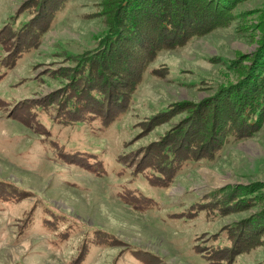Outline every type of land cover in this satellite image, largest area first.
Wrapping results in <instances>:
<instances>
[{"label": "rangeland", "instance_id": "obj_1", "mask_svg": "<svg viewBox=\"0 0 264 264\" xmlns=\"http://www.w3.org/2000/svg\"><path fill=\"white\" fill-rule=\"evenodd\" d=\"M123 1L0 0V264H264V120L240 125L233 96L264 87V0H162L154 9L197 13L186 34L161 36ZM132 16L145 46L117 63L106 42ZM135 54L143 63L124 67ZM225 92L238 135L224 138L213 111ZM179 138L195 140L178 155L194 160L146 185ZM225 189L258 199L224 209Z\"/></svg>", "mask_w": 264, "mask_h": 264}, {"label": "trees", "instance_id": "obj_2", "mask_svg": "<svg viewBox=\"0 0 264 264\" xmlns=\"http://www.w3.org/2000/svg\"><path fill=\"white\" fill-rule=\"evenodd\" d=\"M208 1H210L212 4L214 3L213 0H208ZM160 3H162V0H124L122 6H123L124 10L126 9V10H129V12H133L134 14H132V15H137V16H135V18L137 17V19H142V17L150 19L151 15H152L155 18V21H154V23H152L153 27H152L151 31L155 32L159 36L165 34L164 33L165 31L169 32V33L172 32L174 34L175 29H177L176 30L177 33H179L178 30H181L180 34H186L185 33V30H186L185 27H187L188 24L191 23V21L189 20V16H195L196 17L195 12L197 10L196 11L194 10V11H192V13H190V14L188 13L185 16L184 15L181 16L182 15L181 13H174V12L168 14L166 12V11H169L167 9V6L164 7L163 9H161V11H160V9L159 10L154 9L153 5L160 4ZM225 4H226V1L223 2V6L221 4V6H222V7H220L222 9L221 11H223V9L224 10L226 9L224 6ZM213 5L215 7V4H213ZM147 7L148 8L150 7V8L146 9L145 12L140 11V10L145 9ZM216 9H218V7H216ZM178 14H179V16H181V18H179ZM220 14H222V13H216L215 12V15H214L215 18H212V20L210 21V23L212 22V24L205 22V25L202 27V29L205 30L204 27H207V26H208V28L210 26H211V28H214L217 24L216 20ZM133 17L134 16H132L133 20H131V18L128 17L129 21L125 20V24L124 23H118V27L116 26V23H115L116 20L113 21V25H114L113 30H115V31L112 35H110V40L108 42H106V45H107V49H108V55H111V57L113 59H115L117 61V63L120 59V56L126 57L127 55H130L129 51L136 50L137 45H140V47L145 46V42H142V40L140 38H138V36H135L138 33L139 28H141L140 27L141 23H139L138 20L136 22ZM160 22H161L160 25H161L163 31L161 30L160 26L158 27V25H157ZM137 28H138V30H137ZM139 33H145V32L141 30V31H139ZM185 37L183 38V40L187 39V36H185ZM148 39H152V37L150 36ZM136 42H137V44H136ZM149 43L150 42L148 40V44ZM159 47L160 46L157 47V45H156V47L152 46V50L156 48L155 50H156V52H158L160 49H162ZM22 53H23V50L20 51L18 53V55H21ZM134 57H136V58H134ZM137 57H139L138 54H135V55H132V57L130 58V61L124 60V62H125L124 67H126L128 65L126 63H128V62L131 63V61H134V60H136L135 61L136 64L140 63V65H141V63H143L142 59L140 60V58L138 59ZM257 57H259V59H257V60H260V61H262L264 59V56L263 57L257 56ZM103 58H104V56H103ZM126 58H128V56ZM257 60H255V62ZM135 66H133V69L132 68H131V70L128 69L126 72L128 77H130L132 79L135 78V74H136V69L134 68ZM253 68H255V67H253ZM255 70H257L259 72V71L264 70V68H262L261 66H259V67L256 66ZM90 71H91V65L88 67L89 75H90ZM261 78H264V72H262ZM135 79H137V78H135ZM241 88H242V92H239L238 94L233 95L235 97V100L237 99V103H242V106H243V110H241V112L239 114L238 123H240V125L243 124L247 127L255 126L264 120V87L261 90L257 91V92H261V94L259 97H255V98H249V97L252 94V92L258 90V88H256L254 91L251 89H245L243 87H241ZM100 92H102V93H100ZM231 94H232V92H225V93L221 94L220 97H218L216 99L218 101H221V103L220 104L218 103L219 107L216 109V111H213L215 118H216L215 124H217V123L223 124V127H221L223 130L220 128L219 133L223 132L222 136L224 138L228 135V134H226L227 129H228V132L231 131L232 137L238 135L237 124L235 123V121H233V119H231V116H230L231 113L232 114L236 113V110H233L232 108L225 109V103L224 102H228V99L231 96ZM91 96H92V99L89 98L90 100H92L91 104L95 105L96 107H101V105H103V101L107 100L108 95L103 94V91L98 88L97 91L94 92V94L91 93ZM247 98H249V99H247ZM207 101H209V100H207ZM66 107H68V108L66 109ZM66 107H65V110L73 111L74 107L72 104H70V102L67 104ZM40 108H42V107H40ZM237 110H239V107H237ZM168 111H169V109L164 110L163 113H166ZM191 113H193V111ZM102 122H103V118H102ZM214 131H215V128H212L211 134H213ZM180 138H179V140L174 142V146L173 145L172 146L171 145H165L163 147L161 155H162V157H164L166 159L163 164H160V166L157 168H154V167H147L146 168L145 167L147 169L146 170L147 172H144V177L146 178V181H145L146 185H150V183H151V184H153L152 186H155L154 185V183H155L157 186H161V189H162V186H164V188H165L166 183L169 182L167 178L171 177L168 174L169 173L168 169H170V171H172V168H174V172H175L177 167H179V166L181 167L184 164H187L189 162V160H194L192 151L187 153V155H185L184 158H180L178 155L182 151H184V153H185L186 151L192 150L193 149L192 147H194V141L195 140L191 139L189 142L190 144L189 145L185 144V147H184L180 141ZM195 146H197V145H195ZM195 148H198V147H195ZM216 151H218V150H215V152ZM189 157H192V158H189ZM171 163H172V167H171ZM154 180H158V181H154ZM161 180L165 181V185H164L163 181L161 182ZM155 189H159V188H155ZM224 191H225V193H224ZM224 191H223L224 199L220 200V203L222 204L224 209L239 207L242 203L245 204L246 202H250L253 200L255 202L258 199V193L255 191H248V189H246V192L242 193L239 196H235L233 198L230 197V193H232L231 190L225 189ZM133 193L137 194L136 192H133ZM144 193L146 194V192H144ZM146 199L148 200V202L146 201ZM137 200L140 203V204H138L139 205L138 208H141V209L148 208L149 205H151V203L153 201L151 197H149V196L145 197V195H142V198L138 197ZM197 202L199 205H201V206L203 205L206 207H207V205L211 204V201H209V198H207L206 200L205 199L197 200ZM206 207H204V208H206ZM232 228H236V225H232ZM234 246L235 245H233L231 243L229 244V246H225V245L221 244L216 248L215 252L222 251L223 249L226 252V251L233 249ZM133 257H135V256H133ZM144 264H150V263L146 260V261H144Z\"/></svg>", "mask_w": 264, "mask_h": 264}]
</instances>
